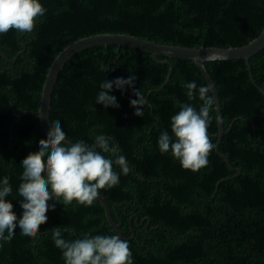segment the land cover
Here are the masks:
<instances>
[{"label": "trees", "instance_id": "trees-1", "mask_svg": "<svg viewBox=\"0 0 264 264\" xmlns=\"http://www.w3.org/2000/svg\"><path fill=\"white\" fill-rule=\"evenodd\" d=\"M47 9L32 33L9 30L0 35V177L13 189V215L22 175L20 164L46 142L39 113L48 70L56 56L77 39L98 33H127L166 44L239 46L264 28V0H41ZM159 60H169L161 62ZM246 59L210 60L205 64L221 100L225 133L219 149L216 103L208 136L214 148L198 172L183 169L171 153L161 154L162 131L171 135L176 101H188L181 83L210 87L193 60L159 56L117 44L94 45L75 53L59 73L50 119L71 142L92 147L104 135L131 172L119 184L100 190L121 224L134 264H264V48ZM253 74V77L251 75ZM135 76L142 91V116L130 101L132 87H113L118 108L96 104L101 82ZM211 89V87H210ZM210 95H213L211 90ZM215 99V98H214ZM99 151V149H97ZM111 158L108 153H103ZM113 170L120 169L115 164ZM35 241L14 233L0 247V264H64L51 232L60 227L66 240L118 235L105 206L64 205L56 199ZM17 222L19 217H15ZM66 229V230H65Z\"/></svg>", "mask_w": 264, "mask_h": 264}, {"label": "clouds", "instance_id": "clouds-1", "mask_svg": "<svg viewBox=\"0 0 264 264\" xmlns=\"http://www.w3.org/2000/svg\"><path fill=\"white\" fill-rule=\"evenodd\" d=\"M46 11L41 0H0V35L9 30L32 33ZM134 80L135 76H131L101 82L96 104L118 108L117 97L111 94L113 87L121 91L126 86L134 89ZM181 87L186 89L188 101L198 97L201 104L197 109L191 103L177 100L179 111L171 116V135L162 131L157 145L161 154L171 153L183 169L198 172L208 166V157L214 148L207 130L212 122L210 112L215 99L210 95L209 86H198L194 80L182 82ZM133 94L138 99L130 103L136 108L135 114L141 117L145 98L140 90L134 89ZM95 145L94 148L83 140L71 142L59 124H52L46 142L37 146V154L20 164L22 175L15 200L22 201L19 211L23 215L18 222L8 200L13 192L10 179L0 177V247L10 245L14 233L35 241L40 226L48 220L46 213L55 208V204L48 203L53 197L65 206L74 202L92 206L100 190L112 189L119 184L120 175L131 172L126 157L117 155L104 135L95 137ZM103 153L110 154L111 158ZM114 164L119 167V173L113 170ZM51 236L64 264H134L128 242L119 235L86 233L82 238L66 240L61 228L55 227Z\"/></svg>", "mask_w": 264, "mask_h": 264}, {"label": "water", "instance_id": "water-1", "mask_svg": "<svg viewBox=\"0 0 264 264\" xmlns=\"http://www.w3.org/2000/svg\"><path fill=\"white\" fill-rule=\"evenodd\" d=\"M109 44H117L119 45V49L122 45H128L131 47L142 49L144 51L152 53L153 57L156 60H158L159 56L193 59L201 67L211 87V90L214 94L216 109L218 114V123H219V134H218L219 141L217 145L218 151L228 161V164L232 169L234 170L236 169L238 172L241 171L240 168L233 167L229 158L219 149V144L226 130L223 123L221 100L217 90V86L215 85L214 80L212 79L211 74L205 62L210 60H230V59L244 58L246 59L247 63H249L250 61L249 59L254 54L258 53L264 48V28L257 37H255L248 43L239 46H229V47L205 46V45L201 47H194V46H187L181 44H166V43L155 42L152 40H148L127 33H98L77 39L74 42L67 45L56 56V58L53 60L48 70L44 82L39 113L36 114L35 116L41 120V124L47 135L49 134L52 125L50 119V111H51V101H52L54 87L57 82L59 73L62 70V68L65 66L66 62L69 59H71V57L75 53L87 47H92L94 45H109ZM0 53H2L4 57H6L7 59H10L1 48V45H0ZM159 61L169 62L171 65V69L173 68V64L171 61L169 60H159ZM251 75L253 77L252 73ZM54 198L55 197H53L52 199ZM97 200L102 202L103 205L105 206L107 218L111 223V225L117 230L120 238H127V236H125L123 230L120 227L121 224L115 221V218L112 213V207L109 201L107 200V198L100 193ZM22 215L23 214L21 212L14 214L15 217H19V218H21Z\"/></svg>", "mask_w": 264, "mask_h": 264}]
</instances>
